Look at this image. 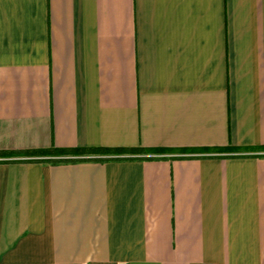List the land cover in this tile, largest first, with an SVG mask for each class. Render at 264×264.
<instances>
[{
	"label": "crops",
	"instance_id": "crops-1",
	"mask_svg": "<svg viewBox=\"0 0 264 264\" xmlns=\"http://www.w3.org/2000/svg\"><path fill=\"white\" fill-rule=\"evenodd\" d=\"M0 264H264V0H0Z\"/></svg>",
	"mask_w": 264,
	"mask_h": 264
},
{
	"label": "trees",
	"instance_id": "trees-1",
	"mask_svg": "<svg viewBox=\"0 0 264 264\" xmlns=\"http://www.w3.org/2000/svg\"><path fill=\"white\" fill-rule=\"evenodd\" d=\"M117 153L128 152V149H114ZM112 149L106 148H76V149H66V148H51L48 150H36L31 151L30 154L36 157L39 156H48L52 158L54 161H73L74 156H82L86 154H98V153H110L113 152ZM143 151V150H142ZM130 152V151H129ZM132 152V151H131Z\"/></svg>",
	"mask_w": 264,
	"mask_h": 264
}]
</instances>
